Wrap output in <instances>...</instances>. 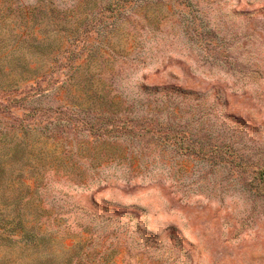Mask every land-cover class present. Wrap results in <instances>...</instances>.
<instances>
[{
    "label": "rangeland",
    "instance_id": "1",
    "mask_svg": "<svg viewBox=\"0 0 264 264\" xmlns=\"http://www.w3.org/2000/svg\"><path fill=\"white\" fill-rule=\"evenodd\" d=\"M0 264H264V0H0Z\"/></svg>",
    "mask_w": 264,
    "mask_h": 264
}]
</instances>
